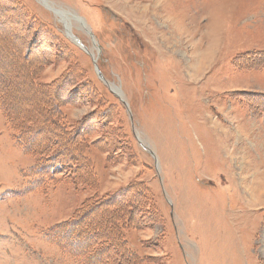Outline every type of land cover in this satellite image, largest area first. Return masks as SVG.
<instances>
[{"label":"rangeland","instance_id":"1","mask_svg":"<svg viewBox=\"0 0 264 264\" xmlns=\"http://www.w3.org/2000/svg\"><path fill=\"white\" fill-rule=\"evenodd\" d=\"M44 1L84 48L0 0V264H264V0Z\"/></svg>","mask_w":264,"mask_h":264},{"label":"trees","instance_id":"2","mask_svg":"<svg viewBox=\"0 0 264 264\" xmlns=\"http://www.w3.org/2000/svg\"><path fill=\"white\" fill-rule=\"evenodd\" d=\"M52 109H53L52 111H48L47 112V115L46 116L45 115H44V117L42 116V118H41V120L39 122V123H41L40 126H41V128L43 126L45 128H48L49 130H51L50 128H52V130H55L57 128V131L60 132L61 129H60V125L58 123V121H60V118H61L59 116L60 115L59 114V111L60 110L58 109V105H56V104H55V107H53ZM45 167H47V166H45ZM82 221H84V219H79L78 221H76L75 223H73V225L80 224ZM77 237H81L80 236V233L79 234H73V235H71V242H73ZM72 247H73V243H72ZM73 250L75 252H77V251H80V248L75 245V247H73Z\"/></svg>","mask_w":264,"mask_h":264},{"label":"bare ground","instance_id":"3","mask_svg":"<svg viewBox=\"0 0 264 264\" xmlns=\"http://www.w3.org/2000/svg\"><path fill=\"white\" fill-rule=\"evenodd\" d=\"M62 19H63V22L65 23V26H66V30H67L66 33H67V35H70L71 34L72 36H74L73 33H72L71 25L67 21V18L64 17ZM78 20H80V19H78ZM80 21L83 22L82 20H80ZM212 56H213V54L210 51H207V52H205L204 54L201 55V58H200L199 62L197 63L199 65L198 69H200V70H198V72H202V69L203 68H206V66L208 65L209 61L212 60L211 59Z\"/></svg>","mask_w":264,"mask_h":264},{"label":"water","instance_id":"4","mask_svg":"<svg viewBox=\"0 0 264 264\" xmlns=\"http://www.w3.org/2000/svg\"><path fill=\"white\" fill-rule=\"evenodd\" d=\"M42 2H43V4H45V6H46L49 10H51V11L54 12L55 14H56V11H57V14L60 13V16H61L62 18L65 17V15L62 14V12H60V11H58V10H56V9L51 8V7L47 4V2H45L44 0H42ZM58 12H59V13H58ZM64 25H65V23H64ZM65 27H66V26H65ZM67 36H68V38H69L73 43L77 44V45L80 46L81 48H84V47L82 46L81 42H80L75 36H72L71 34H70V35H67ZM93 61H94V64H95V66H96V60L93 59ZM96 69H97V66H96ZM97 70H98V69H97ZM100 78H102L101 75H100Z\"/></svg>","mask_w":264,"mask_h":264}]
</instances>
